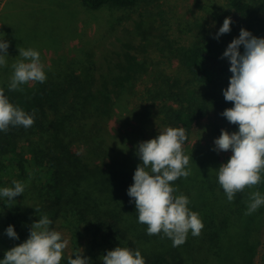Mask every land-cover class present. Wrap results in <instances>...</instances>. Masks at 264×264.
Returning <instances> with one entry per match:
<instances>
[{"label":"trees","instance_id":"trees-1","mask_svg":"<svg viewBox=\"0 0 264 264\" xmlns=\"http://www.w3.org/2000/svg\"><path fill=\"white\" fill-rule=\"evenodd\" d=\"M78 1L88 9L99 10L105 6L133 7L141 0ZM227 1L231 19L248 31L255 24L252 14L256 6L253 36L264 38V0ZM64 5L60 0H12L4 13L0 39L9 42V48L7 63L0 66V88L13 106L34 114V124L27 129L10 125L7 132L0 131V189L12 187L14 180L24 184V193L39 200L35 222L47 215L52 221L50 228L70 230L77 252L85 242L89 249L100 248L103 253L118 246L139 250L145 264H206L212 254L224 256L222 249L228 235H234L235 240L242 236L240 228L245 226L243 230L247 232L264 217V205L251 215L245 214L251 193L258 191L264 196V173L259 184L237 192L229 202L219 184L218 169L228 162L231 151L217 153L213 151L214 141H192L190 135L202 120L234 106L223 96L222 85L229 83L232 74L229 61L221 57L232 40L239 37V27L232 23L225 41L214 38L216 35L210 29L197 27L196 39L190 46L172 49L169 45L168 57L178 60L183 70L178 75L160 73L147 60L128 56L119 77L111 76V84L122 82L115 99L107 86L109 79L97 75L91 50L87 54V50L76 47L70 56L64 55L60 50L67 41L49 33L53 53L39 52L40 60L48 58L43 65L46 81L29 82L20 86L22 90H9L12 65L22 59L18 49H31L18 43L15 22L21 20L30 34L48 35L37 25L48 18L53 25L60 24L57 19L62 15L71 36L76 12H67L70 17H65L61 13ZM259 12L263 13L261 19ZM239 51L243 54L242 45ZM145 76L149 82L140 101L149 103L151 111L156 109L163 125L183 128L188 137L183 152L190 157L185 169L190 175L180 177L171 186L176 189L175 196L188 198L187 207L198 213L204 227L199 236H193L189 230L186 242L178 247H173L172 240L162 232L148 235V226L138 222L135 203L130 202L127 190L142 161L135 155L136 144L119 147L113 138L129 135L126 124H113L122 110L117 104L126 91L125 81H140ZM122 105L124 110L130 108L126 102ZM150 110L141 112L142 116H152ZM127 112L134 111L129 109L124 114ZM14 200L7 207V198L0 197V246H8L9 250L29 238L32 225L18 197ZM10 225L18 240L5 234ZM258 231L263 237L259 264H264V227ZM82 238L86 240L81 241ZM6 252L0 250V260ZM242 254L241 264H252L253 255ZM68 259L64 251L60 264H68Z\"/></svg>","mask_w":264,"mask_h":264},{"label":"clouds","instance_id":"clouds-1","mask_svg":"<svg viewBox=\"0 0 264 264\" xmlns=\"http://www.w3.org/2000/svg\"><path fill=\"white\" fill-rule=\"evenodd\" d=\"M231 24V18H225L214 38L229 33ZM241 45L243 54L239 51ZM8 48L9 42L0 39V66L7 63ZM18 51L22 59L12 65L9 90H22L20 86L29 82L44 83L47 77L39 52L23 48ZM225 58L230 63L232 75L223 96L234 106L225 109L221 115L230 124L238 125V131L229 133L222 129L219 138L214 140L213 151L232 153L228 162L218 169L219 184L231 202L237 192L259 184L261 173H264V38H257L242 28L239 37L234 38L223 53L221 59ZM33 124L34 114L29 115L13 106L0 88V131L7 132L10 125L27 129ZM187 139L185 129L169 127L155 139L137 144L135 155L142 164L137 165L134 183L127 190V195L132 198L130 202L135 203L138 222L148 226L147 234L152 236L162 232L172 240L173 247L186 242L189 230L193 236H199L204 227L198 213L187 207L188 198L175 196L176 189L171 186L180 177L190 175V171L185 170L190 157L183 152ZM12 185L0 189V197L7 198V207L15 203L14 198L21 196L25 189L19 181H12ZM261 205H264V196L258 191L251 193L245 214L251 215ZM51 224L47 215L40 216L38 222L30 226L29 238L7 251L0 264H60L68 241L50 228ZM5 234L10 239H19L11 225ZM75 257H70L68 264H91L90 258L83 256V249ZM100 259L102 264H145L139 250L120 246L107 251Z\"/></svg>","mask_w":264,"mask_h":264},{"label":"rangeland","instance_id":"rangeland-1","mask_svg":"<svg viewBox=\"0 0 264 264\" xmlns=\"http://www.w3.org/2000/svg\"><path fill=\"white\" fill-rule=\"evenodd\" d=\"M11 1L0 0V28L3 27L2 19ZM60 1L65 3L61 10L63 11L61 13L67 15L65 17H70L67 12H76L73 26L70 23L72 35H69V30L64 26V16L62 15L58 16L57 19L60 24L53 25L48 18L37 25L40 31H45L48 35L30 34V31L20 24L21 20H19L18 23L15 22L14 27L18 43L38 52L50 51L53 53L51 51V46H53L51 35H56L60 38L63 37L65 42L67 41L60 50L64 55L70 56L76 47L87 50V54L91 50L97 75L100 79H109L107 86L112 91L114 99L122 82L117 80L111 84V76L119 77L120 68L128 56L147 60L148 64L160 73L178 75L183 70L178 60L168 57L169 45L172 49L190 46L196 39L197 27H200L198 29H210L216 35L225 18H231L227 0H141L133 7L105 6L99 10L88 9L78 0ZM29 17L32 19L31 16ZM258 17L261 19L263 13L259 12ZM252 19L255 24L250 26L249 32L254 35L256 33V6L253 10ZM232 23L239 27L240 34L243 25L235 19L232 20ZM231 25L230 28H232ZM227 36L228 33L220 36V38L225 41ZM40 61L42 65L48 63L47 56ZM148 82V76L140 81L134 79L131 83L129 80L125 81L126 91L120 96L117 104L122 110L113 124L121 126L126 124L128 127H125L129 128V135H127L128 137L126 135L113 137L114 143L119 147L128 143L137 145L155 139L169 128L158 120L159 115L155 113V108L151 111L148 109L149 103L140 101ZM103 85L102 83V87H104ZM222 86L225 90L229 83H223ZM123 102L129 104L130 108L124 110ZM129 109L134 112L124 114ZM146 110H150L152 116L146 118L142 116L141 112ZM222 129L229 133L237 132L238 125L230 124L221 113L213 114L193 128L190 135L191 140L214 141L219 138ZM132 149H134L133 146ZM30 196L32 195L23 192L21 196H18V202L22 204L23 212L29 217L28 221L33 224L36 218L34 213L39 207V200H34ZM263 227L264 217L256 222L255 227H250L247 232L240 228L239 231L242 236H237L235 240L234 235H228V242L227 244L225 242L222 249L226 254L224 256L212 254L206 264H241L240 256H244L242 253L253 255L252 264H259L262 259L260 242L263 237L260 235L261 231L258 230H262ZM55 230L61 233L62 239L68 241V247L64 250L67 256L69 258L75 257L78 252L74 251L72 232L59 227ZM84 240L86 238H82L81 241ZM79 248L80 251L83 249L84 257L90 258L91 264H102L100 258L107 254V251L103 253L100 248L89 249V245L85 242ZM9 249L8 246H0L2 251H9ZM227 252H231V255Z\"/></svg>","mask_w":264,"mask_h":264}]
</instances>
